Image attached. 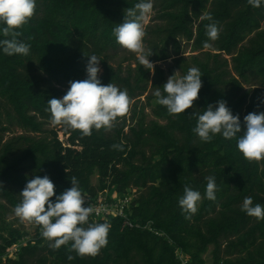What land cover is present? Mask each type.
I'll return each mask as SVG.
<instances>
[{
	"label": "trees",
	"instance_id": "obj_1",
	"mask_svg": "<svg viewBox=\"0 0 264 264\" xmlns=\"http://www.w3.org/2000/svg\"><path fill=\"white\" fill-rule=\"evenodd\" d=\"M139 2L36 0L35 15L18 30L22 33L18 39L30 45L29 55L9 56L0 47V97L10 105L22 129L50 134L20 135L3 144L0 137V197L15 208L22 200L20 192L36 175H47L56 195L72 186L73 176L83 196L93 201L106 190L122 198L132 196L133 189L138 192L124 214L90 215V222L111 225L108 244L95 257H80L69 250L70 245L53 250L41 230L21 247L17 257L5 258L7 248L26 234L3 222L0 264H207L204 255L210 246L212 264H264V220L242 211L245 197L252 198L253 206H264V160H245L236 138L227 140L217 134L210 142H202L193 131L194 113L202 114L220 100L226 101L233 115H239L242 131L245 115L264 112V89L257 88L250 95L240 80L250 82L255 77L264 86V0L259 8L248 0L155 1L164 22L149 39L152 63L169 59L172 50L178 55L180 38L193 42L196 50L219 51L206 50L204 59L194 58L203 82L194 108L170 115L157 103L153 113L165 123H147L145 107L139 109L136 103L131 110L136 124L128 125L125 115L117 118L111 131L93 129L91 136L58 125L69 134L68 145L60 140L57 129L45 128L51 122L47 101L62 98L69 81L86 78L87 56L95 54L101 59L102 84L126 89L130 100L148 91L150 69L136 59V68L124 75L123 66H114L109 53L120 47L113 28L124 21L125 10ZM207 15L211 21L202 18ZM210 23L220 29L215 41L206 34ZM2 27L0 40L6 38ZM206 41L209 47L204 46ZM224 54L231 56L236 75L227 69L229 60ZM174 59L184 75L192 68L183 58ZM154 72L153 84L163 93L165 71L156 66ZM153 98L157 97L147 96V105ZM1 109L0 103V131L6 132L9 127L1 126ZM147 146L151 147L149 155ZM208 176L216 180L215 201L205 196ZM185 185L202 197L190 218L178 204ZM0 208L6 206L0 202ZM69 255L74 258L69 260Z\"/></svg>",
	"mask_w": 264,
	"mask_h": 264
},
{
	"label": "clouds",
	"instance_id": "obj_2",
	"mask_svg": "<svg viewBox=\"0 0 264 264\" xmlns=\"http://www.w3.org/2000/svg\"><path fill=\"white\" fill-rule=\"evenodd\" d=\"M262 0H248L253 8H259ZM153 0H140L133 8L125 10L124 21L113 28L116 42L124 49L135 53L140 65L154 73V64L149 60L153 54L146 50L144 38L145 24L153 11ZM36 11V0H0V25H3L4 37L0 47L6 55H23L30 53V45L18 39L22 35L19 29L27 25ZM212 20L211 15L202 17ZM208 38L215 41L219 38L220 29L216 23L206 26ZM11 37V38H7ZM205 47L210 45L206 41ZM88 57L86 78L69 81L67 92L62 98H50L47 101L51 123L66 128L79 130L83 136H91L93 129L111 131L118 117L125 116L130 107L127 90H121L115 84H102L101 59L95 54ZM202 73L198 68L188 69L186 75L178 77L176 73L154 92L157 102L165 106L170 115H179L194 108L203 87ZM197 124L194 133L202 142H210L217 134L227 140L237 139V149L248 162L264 160V112H250L243 118V131L239 115H233L226 101L220 100L216 106L209 104L203 113H194ZM237 134H240L237 136ZM120 149L121 145H113ZM205 196L216 200L217 185L215 177H206ZM71 187L60 195L55 193L52 180L44 175H36L27 181L20 192L21 202L15 207V215L21 221L34 223L42 228V237L49 242V247L58 250L61 246L70 245L80 257H95L108 244L111 225L107 222H90L93 213L90 206H85L76 177L71 178ZM55 197V201H53ZM201 193L185 185L178 204L183 212L190 215L198 211ZM242 211L257 220H264V206L255 204L251 197H245ZM72 260L74 257H67Z\"/></svg>",
	"mask_w": 264,
	"mask_h": 264
},
{
	"label": "rangeland",
	"instance_id": "obj_3",
	"mask_svg": "<svg viewBox=\"0 0 264 264\" xmlns=\"http://www.w3.org/2000/svg\"><path fill=\"white\" fill-rule=\"evenodd\" d=\"M155 1L156 0H153V5H154L153 11L149 15V17L146 21V24H145L146 36L144 38V45H145L146 50L151 49L150 48L151 44L149 42V39L152 38V35L154 34V29L157 28L160 24H162L164 22V20L159 18L158 8L155 6ZM262 28H264V22L262 23ZM179 40L181 43V49L178 52L179 53L178 55H176V52L174 50H172V56L169 59L153 62L154 69L156 68V66H160L162 69H164V71H165L164 79L166 81L170 76L174 75L175 73L178 77L184 76L183 70L177 65V62L174 58L181 57L190 66L195 67L194 58L199 57L200 60L204 59L205 53L203 51L208 50L212 54L219 52V51L213 50L211 48H207L204 50H196L195 48H193V42L188 43L187 40H185L184 38H180ZM247 43H248V41L246 40L245 44H247ZM109 53L111 55V63L114 66H116V67H118L119 65L123 66L124 75H126L128 73L129 68H132V69L136 68L137 56L135 53H132V52L122 48L121 46L117 49L110 50ZM224 57L228 58V60H229V66L227 67V69L231 72L230 74L236 75L235 71L233 70V64L231 61V56L224 54ZM100 68H101V66H100ZM173 68H174V72H172ZM101 70H102L101 71V73H102L103 69L101 68ZM154 73L152 72L150 75V80H149V84H148V91L145 92L142 96H137V97H134L131 99L130 108H129L128 113L126 114V118L128 120L127 121L128 125L136 124V122L132 121V119H131V114H132L131 110H132V107L136 103H138L139 109L143 106L145 107V114H146V122L147 123H149L152 120H157L161 123H165L164 120L157 118L153 113V109L155 108L156 104L158 103L157 98H153L151 100L150 105H147L148 104L147 96L149 94L154 95V92L157 89V87L153 84ZM240 80H241L242 85H243L245 90H247V89L251 90L250 95L254 94V92L257 88H260L261 90L264 89V86H261L259 80L256 79L255 77H252L250 82H246L243 79H240ZM259 93H261V92H259ZM263 94H264V92H263ZM0 103L2 104V109H1L2 110V118H1L2 124H1V126H8L9 127V131H6V132L0 131V137L3 140L2 144L13 139V138L20 136V135H31V136H39V137L50 135L48 132L37 134V133H31V132L25 131L15 121L14 112H13L12 108L10 107V105L7 104L6 100L0 97ZM45 128L57 129L58 130V136H59L60 140L64 142V145H68L67 140H68L69 134L65 133V129H60L61 127H59V126L55 127L51 122L47 123L45 125ZM125 130H126V132H129L128 127H126ZM150 149H151L150 146H147L145 148L148 155L150 154ZM93 183L94 184L98 183L97 176L93 177ZM114 193L116 195H118V192H114ZM132 194H133V196L130 197V200H132V197L135 198L136 195H138L137 190L133 189ZM0 202L6 206V208H3V209L0 208V225H2L3 222L12 224L13 227L19 228L20 230L25 232L24 234H26V237L24 236L23 239L17 241L11 247L7 248V253L5 255V258H8V257L9 258H15L18 256L17 254H18V251L21 249V247L25 246L27 244V242H29V240H32L33 238H35L37 236V234L42 229H38L37 225L34 223H30L27 221H21L20 218H18L15 215V212H14L15 208L13 206H11L7 200L0 197ZM212 248H213V246H210L208 252L204 255L206 260H207V264H212V253H211ZM4 261H6V260L4 259Z\"/></svg>",
	"mask_w": 264,
	"mask_h": 264
},
{
	"label": "built area",
	"instance_id": "obj_4",
	"mask_svg": "<svg viewBox=\"0 0 264 264\" xmlns=\"http://www.w3.org/2000/svg\"><path fill=\"white\" fill-rule=\"evenodd\" d=\"M112 195H113L112 192L106 190L98 195L96 201H93L89 199V197L85 196V200H86L85 206H90L93 209V213H95L98 216L109 215V214H114V215L124 214L125 207L130 206L133 197L132 200H130L131 195L126 196L124 198L116 197ZM110 197H112L114 200H109Z\"/></svg>",
	"mask_w": 264,
	"mask_h": 264
}]
</instances>
